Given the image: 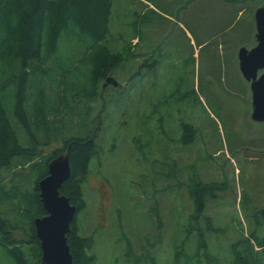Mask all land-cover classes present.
Returning a JSON list of instances; mask_svg holds the SVG:
<instances>
[{
    "label": "rangeland",
    "instance_id": "rangeland-1",
    "mask_svg": "<svg viewBox=\"0 0 264 264\" xmlns=\"http://www.w3.org/2000/svg\"><path fill=\"white\" fill-rule=\"evenodd\" d=\"M260 6L113 0L110 46L131 47L120 84L93 103L101 127L77 214L81 234L96 239L98 264H236L233 249H244L251 231L264 234L255 220L264 209V122L251 116L238 59L241 46L257 44ZM136 71L143 76L131 79ZM82 79L80 93L92 89L89 74ZM183 121L196 130L184 147ZM198 179L218 188L201 215L191 194Z\"/></svg>",
    "mask_w": 264,
    "mask_h": 264
},
{
    "label": "trees",
    "instance_id": "trees-1",
    "mask_svg": "<svg viewBox=\"0 0 264 264\" xmlns=\"http://www.w3.org/2000/svg\"><path fill=\"white\" fill-rule=\"evenodd\" d=\"M112 3L0 0V264H43L35 220L46 215L39 181L48 175L53 158L69 152L71 176L60 192L78 213L84 207L100 125L93 103L111 85L103 89L101 81L117 80L131 47L110 46ZM132 55L144 56L139 51ZM148 59L144 66L150 69ZM87 73L92 89L80 93ZM138 76L142 72L131 79ZM183 128L180 138L187 146L196 130L188 122ZM50 146L54 148L47 152ZM217 191L216 183L195 182L191 194L199 215ZM259 213L264 216V209L255 217L258 228L264 225ZM247 239L244 249H233L236 264H264V234L251 231ZM67 240L74 264H98L96 239L82 235L76 219Z\"/></svg>",
    "mask_w": 264,
    "mask_h": 264
},
{
    "label": "water",
    "instance_id": "water-1",
    "mask_svg": "<svg viewBox=\"0 0 264 264\" xmlns=\"http://www.w3.org/2000/svg\"><path fill=\"white\" fill-rule=\"evenodd\" d=\"M257 44L248 49L242 46L238 56L244 77L251 82L253 92L252 118L264 121V6L255 11ZM117 84L114 78L105 84ZM71 176L69 152L49 162L48 175L39 181L40 196L46 215L35 220L36 233L41 242L43 264H74L67 234L77 215V206L60 189Z\"/></svg>",
    "mask_w": 264,
    "mask_h": 264
},
{
    "label": "flooded vegetation",
    "instance_id": "flooded-vegetation-1",
    "mask_svg": "<svg viewBox=\"0 0 264 264\" xmlns=\"http://www.w3.org/2000/svg\"><path fill=\"white\" fill-rule=\"evenodd\" d=\"M251 49V48H250ZM238 59H239V56H238ZM239 65H240V60H239ZM242 72V71H241ZM264 72V69H259L258 70V77L262 74ZM242 74H243V72H242ZM250 82V81H249ZM251 83V82H250ZM252 110H253V105H252ZM252 116V115H251ZM260 122V121H259ZM262 122H264V121H262ZM184 123H187L186 121H183L182 122V124H184ZM180 129H181V136H182V134L185 132V129L183 128L182 129V125H181V127H179ZM194 138H195V134H194V137L192 138V140L191 141H193L194 140ZM191 143V142H190ZM183 147H184V145H182Z\"/></svg>",
    "mask_w": 264,
    "mask_h": 264
}]
</instances>
